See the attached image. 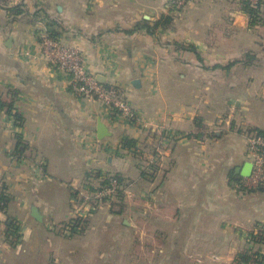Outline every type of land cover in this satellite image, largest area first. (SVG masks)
I'll return each instance as SVG.
<instances>
[{
	"label": "crops",
	"instance_id": "1",
	"mask_svg": "<svg viewBox=\"0 0 264 264\" xmlns=\"http://www.w3.org/2000/svg\"><path fill=\"white\" fill-rule=\"evenodd\" d=\"M201 1L152 35L145 26L171 0H0V264H132L136 226L150 225L155 264L264 254V184L235 188L251 172L246 137L264 131V61L244 68L242 50L262 42H244L242 11L207 14ZM43 33L78 47L138 121L72 92L41 54ZM115 175L125 212L100 200L88 233L70 234L88 195Z\"/></svg>",
	"mask_w": 264,
	"mask_h": 264
},
{
	"label": "built area",
	"instance_id": "2",
	"mask_svg": "<svg viewBox=\"0 0 264 264\" xmlns=\"http://www.w3.org/2000/svg\"><path fill=\"white\" fill-rule=\"evenodd\" d=\"M190 0H171V6L183 9ZM39 47L42 56L49 65L66 75L72 92L100 101L107 109L113 111L126 122L138 121L132 106L125 100L122 91L114 85L105 86L96 76L88 72L84 65L81 51L78 47L43 33L39 37ZM246 154L251 160V172L248 176L238 177L235 188L242 193L259 189L264 184V136L250 134L246 137ZM119 189V183L114 177L107 186H99L93 194L94 202L103 197H112ZM4 190L0 183V214L3 209ZM89 202V198L86 199ZM93 210V206H88ZM87 208V209H88ZM264 264V261L261 262Z\"/></svg>",
	"mask_w": 264,
	"mask_h": 264
},
{
	"label": "rangeland",
	"instance_id": "3",
	"mask_svg": "<svg viewBox=\"0 0 264 264\" xmlns=\"http://www.w3.org/2000/svg\"><path fill=\"white\" fill-rule=\"evenodd\" d=\"M191 1V0H190ZM189 1V2H190ZM188 2V3H189ZM184 9V8H183ZM199 10L207 12H217L221 10H229V11H235L239 10L242 11L248 20V26L246 30L247 32L244 33L243 39L244 42H248L249 44L252 43L251 41L253 40H258L261 43L260 48L258 49H244L242 50V58L244 60L243 67L250 65V59H248V56L253 57V58H258L262 62L264 61V0H202L200 2V6L198 8ZM250 9H254L253 11V17L250 18L249 14L247 12L250 11ZM182 9H176L173 6H170V8L167 9V12L163 14L164 18L165 17H172V22H173V17L181 12ZM171 24H169L168 28H171ZM252 27V30L249 32V29ZM163 28L162 30H167ZM217 31V30H216ZM218 36V35H217ZM216 40V39H215ZM209 42H214L212 37H209ZM190 44H182V43H174V46L178 48L181 52H189L193 53L195 56H199L201 58L202 56V51H198L196 48V53L192 51H187V50H182V46H189ZM251 45V44H250ZM207 54V58H217L219 55L223 53L224 56H226V53L221 52L219 50H209L206 49L204 51ZM205 54V55H206ZM196 56V57H197ZM252 66V65H251ZM250 71V70H249ZM261 72V71H259ZM94 195L90 196L88 195L89 202L85 205L88 206H93V210H89L88 206L86 210H83V208L79 212H82L83 215L79 216L78 214L74 218L75 221H78V225L76 226V229L72 231L70 228V234H74V232L78 235L83 234L85 235L89 231V221L95 217V214H97V209L96 207L98 206L97 203L94 201L93 197ZM124 193L123 190H118L112 197H103L101 199V202L104 204L106 203H111L112 208H114V213H120L123 214L125 212V208L123 207L124 205ZM98 202V201H97ZM96 205V206H95ZM142 227L136 226V232L134 233V238L131 239V244L130 248L134 252L135 261L132 259V264H155V251L156 249H159L160 242L155 239V233H154V226H148L147 228L148 233H140L139 229ZM139 230V231H138ZM73 232V233H71ZM122 262V261H121ZM167 262V260H166ZM124 263V261H123ZM169 264V263H167Z\"/></svg>",
	"mask_w": 264,
	"mask_h": 264
},
{
	"label": "trees",
	"instance_id": "4",
	"mask_svg": "<svg viewBox=\"0 0 264 264\" xmlns=\"http://www.w3.org/2000/svg\"><path fill=\"white\" fill-rule=\"evenodd\" d=\"M254 10V9H253ZM252 9H250L249 12H247L249 14V17L252 18L253 14L255 11H253ZM172 17H165L161 16L160 19H158L157 21H155L152 25H146L145 28L147 29L149 34H154V32L158 29H167L169 24L172 23ZM182 50H187V51H192L196 53V49L189 45V46H182ZM197 56V55H196ZM198 59H200L199 56H197ZM248 59H250V61L255 60V58L248 56ZM234 63H230L226 66V68H229L233 65ZM214 68H220V67H214ZM105 86H108L107 84H105ZM257 135H262L264 136V131L263 132H257ZM130 145V144H129ZM114 178L117 180V182L119 184H121V179L118 175H115ZM235 178L232 177V180ZM111 178H107V179H103L101 186H107L110 182ZM5 201V197H3V202ZM78 225V221H73V224H71V229L76 228V226ZM262 230V234L264 235V228H261ZM240 261H242L244 264H261L262 261H264V254H260V253H252V254H248V255H242V257H239Z\"/></svg>",
	"mask_w": 264,
	"mask_h": 264
},
{
	"label": "water",
	"instance_id": "5",
	"mask_svg": "<svg viewBox=\"0 0 264 264\" xmlns=\"http://www.w3.org/2000/svg\"><path fill=\"white\" fill-rule=\"evenodd\" d=\"M97 131H98V136H99V138H101L104 134H103V128L99 125L98 126V129H97ZM238 171V170H237ZM36 219H38V217L35 215V212H34V215H33Z\"/></svg>",
	"mask_w": 264,
	"mask_h": 264
}]
</instances>
